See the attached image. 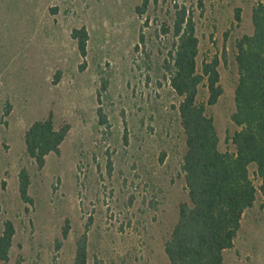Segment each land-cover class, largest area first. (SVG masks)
I'll use <instances>...</instances> for the list:
<instances>
[{
  "label": "rangeland",
  "instance_id": "374dc122",
  "mask_svg": "<svg viewBox=\"0 0 264 264\" xmlns=\"http://www.w3.org/2000/svg\"><path fill=\"white\" fill-rule=\"evenodd\" d=\"M260 1L150 0L138 13L142 0H0V234L7 220L15 230L9 261L0 264H73L84 233L87 264H168L165 242L189 199L180 99L163 71L172 42L166 31L176 6L193 11L197 65L217 57L223 89L207 113L219 150L232 152L228 138L239 130L231 120L235 42L253 33L252 10ZM82 27L89 35L85 57L71 38ZM207 99L201 86L199 101ZM98 107L109 127L99 124ZM50 113L57 128L70 129L60 153L39 169L24 135ZM23 168L32 204L19 194ZM224 262L264 264L262 194L245 212Z\"/></svg>",
  "mask_w": 264,
  "mask_h": 264
},
{
  "label": "trees",
  "instance_id": "16d2710c",
  "mask_svg": "<svg viewBox=\"0 0 264 264\" xmlns=\"http://www.w3.org/2000/svg\"><path fill=\"white\" fill-rule=\"evenodd\" d=\"M150 0H142L136 8L144 11ZM239 21V16H236ZM254 31L235 42L238 82L234 90L235 111L232 122L239 127L228 140L235 150L221 152L219 136L208 106L217 104L223 93L217 57L205 60L199 68V39L192 10L176 6L172 42L163 63L164 77L180 99L177 106L180 127L185 135L186 151L181 163L188 202L179 206L178 220L165 242L168 264H225L224 251L233 248L246 211L252 209L259 193L264 196V0L252 10ZM81 57L87 54V30L75 28ZM140 40L143 35L140 33ZM138 48V46L136 47ZM206 86L208 99L199 101L200 87ZM107 89L102 84L101 92ZM100 100V99H99ZM10 112V105L4 115ZM99 124L110 123L102 107H98ZM70 126L57 128L52 113L33 122L24 135L26 154L39 169L46 157L58 155ZM254 168V178L251 176ZM30 175L23 168L19 174V194L24 203L32 204L29 196ZM15 234L7 220L0 234V261H9ZM67 231H63L66 238ZM87 235L77 241L73 264H87Z\"/></svg>",
  "mask_w": 264,
  "mask_h": 264
}]
</instances>
